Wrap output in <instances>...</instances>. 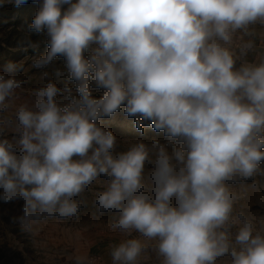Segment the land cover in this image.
<instances>
[{
    "label": "clouds",
    "instance_id": "obj_1",
    "mask_svg": "<svg viewBox=\"0 0 264 264\" xmlns=\"http://www.w3.org/2000/svg\"><path fill=\"white\" fill-rule=\"evenodd\" d=\"M34 2L47 82L25 96L23 66L0 71V202L22 230L77 219L100 185L121 239L72 264H264L242 202L264 180V0ZM120 114L162 138L121 141L101 123Z\"/></svg>",
    "mask_w": 264,
    "mask_h": 264
},
{
    "label": "rangeland",
    "instance_id": "obj_2",
    "mask_svg": "<svg viewBox=\"0 0 264 264\" xmlns=\"http://www.w3.org/2000/svg\"><path fill=\"white\" fill-rule=\"evenodd\" d=\"M36 8L34 0H28L27 4L20 7L10 4L0 7V71L8 62L21 64L24 68L20 75L25 80V96L33 88L47 82L43 79V72L50 70L31 66L32 59L47 50L45 38L28 30ZM29 42L39 43L40 46L33 49L28 46ZM62 63V60H58L56 65ZM57 83L62 86L60 80ZM101 123L111 128L121 141L162 138V134L147 127L141 134L134 127V121L122 114ZM100 190V185H93V190L84 194L88 203L77 219L42 222L34 233L24 232L16 222L21 214L19 203L0 202V264H72L70 257L84 252L110 262L109 246L118 243L121 236L110 228L111 215L100 216L92 205L94 193ZM260 200H264V180H261L258 189L247 190L242 202L251 203L253 211L264 216V207L255 203Z\"/></svg>",
    "mask_w": 264,
    "mask_h": 264
}]
</instances>
